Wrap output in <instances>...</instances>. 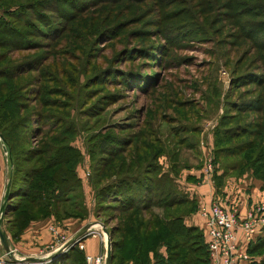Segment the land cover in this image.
<instances>
[{
	"label": "rangeland",
	"instance_id": "rangeland-1",
	"mask_svg": "<svg viewBox=\"0 0 264 264\" xmlns=\"http://www.w3.org/2000/svg\"><path fill=\"white\" fill-rule=\"evenodd\" d=\"M9 1L0 0V15L36 44H49L48 48L15 50L10 56L20 60L50 50L47 61L34 66L39 72L20 74V80L29 84L25 104L34 105L47 118V114L57 116L68 108L72 123L77 124L69 139L79 152L75 170L86 191L81 220L88 212L94 216L92 222L102 221L107 214V210H96L98 197L91 199L94 187L90 178L100 148L107 151L113 139L121 143L133 131L140 133L146 128L151 133L149 140L164 144L157 162L158 173L171 179L165 186L175 194L192 198L196 194L193 183L201 181L190 182L186 170L197 168L199 162L204 164L205 147L213 150L215 140L217 144L234 140L220 133L222 126H247L246 122L252 126L259 118L264 122V111L261 115L252 110L243 112L254 109L259 102L264 106V83L258 82L264 76V62L258 59L264 47L250 46L263 42L264 34H258L264 30L257 32L255 17L249 14L239 17L245 31L252 34L245 39L228 33L227 9L211 19L212 12L207 11L192 18L186 12L189 0H36L34 9L24 7L15 17L6 15L5 10L14 8L18 0ZM36 11L43 12L50 25L42 32L44 36L37 31L41 23L35 17ZM25 18L29 23H24ZM122 18H127V23L116 29L114 23ZM2 49L0 46L3 57ZM105 66L110 69L85 87L93 70ZM38 88L40 93L32 101L31 92ZM98 109L102 115L97 118ZM177 109L183 112L177 113ZM150 116L153 121L147 120ZM145 120L147 124L142 125ZM240 127L237 125V130ZM102 134H108L111 140L104 136L99 141ZM140 135L141 141L148 138ZM171 147L178 150L174 159L168 155ZM219 156L214 168L229 171L227 165L236 156ZM171 159L175 160L174 171L170 170ZM79 191L81 188L69 196L73 198ZM81 197L82 193L77 202L82 203ZM100 231L103 234L87 231L82 236H99L100 250L90 255L104 253L105 234ZM82 237L72 244L80 247ZM62 238L64 235L58 242ZM263 249L252 260L264 256ZM84 264L91 263L84 258Z\"/></svg>",
	"mask_w": 264,
	"mask_h": 264
},
{
	"label": "trees",
	"instance_id": "trees-1",
	"mask_svg": "<svg viewBox=\"0 0 264 264\" xmlns=\"http://www.w3.org/2000/svg\"><path fill=\"white\" fill-rule=\"evenodd\" d=\"M13 1L15 0L9 2ZM35 1H15L13 4L16 6L9 10L6 8L5 14L15 17V13L24 7L34 9ZM188 3L186 12H189L192 18L207 11L212 12L211 19L221 13L222 9H227L228 14L225 15L229 22L225 26H228L230 34H238L245 39L252 35L250 31H245L239 20L242 14L255 17L257 32L264 30V0H189ZM34 13L41 23V28H37V31L44 36L42 32L50 28L49 22L43 12ZM125 19L127 18L114 23L116 29L119 25L124 26L127 23ZM16 20L19 25L20 17L17 16ZM22 20L29 23L26 18ZM263 34L264 32H261L258 35L262 37ZM14 41L16 42L12 45ZM261 43L250 46L261 49L264 47V40ZM0 46H3V57L0 51V60L3 59L0 62V136L11 163L3 216L7 219L6 228L11 237L16 238L30 220L49 215L57 220L80 216L84 207L82 203H75L69 196L71 192L81 188V178L75 170L79 152L69 139V134L74 132L77 124L72 123L68 108L57 116L47 114V118L34 105L25 104L28 98L24 95L29 84L20 80V74L29 70L39 72L37 67L47 61L50 50L48 52L44 49L42 54L39 52L29 58L14 60V56H10L13 51L36 49L43 44H36L1 15ZM48 46L49 44L43 47ZM5 51L7 52L4 53ZM258 59L264 62L262 52ZM36 64L37 67H34ZM109 69V66H105L100 70H93L92 76L84 86L91 85L93 79ZM36 81L33 80L34 83H37ZM258 82L264 83V76ZM38 93L40 88L31 92L32 101ZM38 105L43 106L42 103ZM254 107L246 108L243 112L252 110L260 113L259 115L263 113L262 102ZM176 112L183 111L177 109ZM95 115L97 118L101 117L99 109ZM150 118L153 117L150 116L147 120L153 121ZM46 120H49L48 124ZM147 120L142 125H146ZM257 121L252 126L248 122L247 126H222L220 133L234 140L226 144H217L218 140H215L213 160L219 159V155L236 156L227 167L235 169L237 174L248 170L264 184V122L262 118ZM237 125H242L240 130H237ZM140 134L151 135L150 131L147 133L144 128L140 133L133 131V135L126 139L124 137L125 140L121 143L112 138L107 151L100 148V154L92 167L95 173H92L90 184L94 187L93 197H98L96 210H107L101 223L110 237L109 264H126L128 261L131 264H208L206 245L200 228L184 222V215L196 207L194 199L185 194H175L172 188L165 186L171 179L166 174L164 176L163 172L158 173L160 168L157 162V157L164 152V144L156 139L149 140V136L141 141ZM215 135L217 137V134ZM104 136L111 140L108 134H102L99 141H103ZM120 144H124L123 147ZM177 151L171 147L168 155L175 158ZM173 159L170 163L171 171H174ZM221 173L213 172L214 191L218 193L222 185ZM263 248L264 231L247 245V252L254 256ZM41 264H84V252L74 243ZM249 264H264V256L258 261L251 260Z\"/></svg>",
	"mask_w": 264,
	"mask_h": 264
},
{
	"label": "crops",
	"instance_id": "crops-1",
	"mask_svg": "<svg viewBox=\"0 0 264 264\" xmlns=\"http://www.w3.org/2000/svg\"><path fill=\"white\" fill-rule=\"evenodd\" d=\"M3 145L5 146L0 138V229L6 235L9 247L11 248L14 257L48 256V254H51L55 249V245H58L56 242H58L60 236L64 235L63 239L66 241L82 224L92 222L94 220V216L92 213L88 212L82 220L79 216H69L57 220L51 215L41 219L30 220L18 236L16 238H12L8 228H6L7 219L3 216V204L7 199L5 190L7 185L9 188L11 175V163L7 157L6 146L4 147ZM205 151H207V159L210 160V164L212 166L211 174H205L202 162L201 164L199 162L200 166L197 168L189 167V169L186 170V176L191 180H189L190 182H197L198 179L201 181H198L199 183L197 182V184L193 183V189L196 194L192 197V199H194L196 207L193 211L184 215V222L187 224L197 225L198 218L196 215V209L198 204L200 202L208 203L213 195L212 191L215 190L213 172L216 174H220L222 172V169L214 168V163H217L213 160V150H210V148L207 150V147H205ZM199 157H201V155H199ZM230 170H233L234 172L230 173ZM81 182L83 183L82 179ZM219 189L225 203H236L240 214H243L247 206L250 204L257 203L258 201H264V184L262 180L253 176L248 170L238 174L235 169L231 168H229V171H223L222 185ZM81 193L82 204H84L83 202L86 198V191L82 184L79 194H74L75 196L72 198L77 204L81 203L77 202ZM83 193L85 196H83ZM217 193L218 192H216V194ZM91 199L93 200L92 194ZM94 227L97 229V224H95ZM80 242V247L83 249L84 253L95 254L100 250V239L98 235L84 236ZM51 257H48L44 261L40 262L42 263L48 261ZM8 260L7 264H19L16 260L10 258H8ZM126 264L131 263L128 261Z\"/></svg>",
	"mask_w": 264,
	"mask_h": 264
},
{
	"label": "built area",
	"instance_id": "built-area-1",
	"mask_svg": "<svg viewBox=\"0 0 264 264\" xmlns=\"http://www.w3.org/2000/svg\"><path fill=\"white\" fill-rule=\"evenodd\" d=\"M211 170L210 160L207 159L203 164V171L206 175H210ZM212 193L210 201L200 202L196 209L197 226L206 245L208 264H249L252 256L247 252V245L264 231V201L250 204L244 213L240 214L236 203L226 204L220 193L216 194L214 190ZM95 224L97 229L94 227ZM100 230V223L93 222L88 231L102 233ZM60 241L55 245V249L62 246L65 239L62 238ZM84 258L91 264H104V253L85 254ZM8 261L6 253L1 249L0 264H7ZM19 264H41V262L27 260Z\"/></svg>",
	"mask_w": 264,
	"mask_h": 264
},
{
	"label": "water",
	"instance_id": "water-1",
	"mask_svg": "<svg viewBox=\"0 0 264 264\" xmlns=\"http://www.w3.org/2000/svg\"><path fill=\"white\" fill-rule=\"evenodd\" d=\"M1 138V136H0ZM2 140V139H1ZM4 146V145H3ZM5 147V146H4ZM8 190V185L6 187V194ZM5 194V195H6ZM4 203V202H3ZM93 225V222H86L82 224L65 242L62 246H58L56 249L53 250L51 254H48V256H24V257H14L11 248L9 247V243L7 240L6 235L4 232L0 229V246L1 249L6 253L7 257L13 260H16L18 262L21 261H27V260H38V261H44L46 258L51 257L59 253L63 249V247L67 245H71L74 241H76L78 238L82 237L85 235V233L91 228ZM100 227L102 231L105 234V249H104V264H109V258H110V237L107 229L105 226L100 222Z\"/></svg>",
	"mask_w": 264,
	"mask_h": 264
},
{
	"label": "bare ground",
	"instance_id": "bare-ground-1",
	"mask_svg": "<svg viewBox=\"0 0 264 264\" xmlns=\"http://www.w3.org/2000/svg\"><path fill=\"white\" fill-rule=\"evenodd\" d=\"M102 230V229H101Z\"/></svg>",
	"mask_w": 264,
	"mask_h": 264
}]
</instances>
